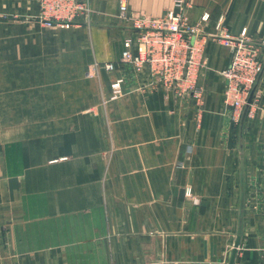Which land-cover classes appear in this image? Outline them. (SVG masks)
<instances>
[{
	"label": "crops",
	"instance_id": "0c3cea01",
	"mask_svg": "<svg viewBox=\"0 0 264 264\" xmlns=\"http://www.w3.org/2000/svg\"><path fill=\"white\" fill-rule=\"evenodd\" d=\"M122 0H90L92 22L33 23L36 0H0V264H264V0H188L185 19L260 48L252 115L232 124L210 39L201 102L137 91L119 67ZM160 17L173 0H123ZM208 16L206 23L200 18ZM114 63L88 77V66ZM125 79V96L109 101Z\"/></svg>",
	"mask_w": 264,
	"mask_h": 264
},
{
	"label": "built area",
	"instance_id": "2783aa9c",
	"mask_svg": "<svg viewBox=\"0 0 264 264\" xmlns=\"http://www.w3.org/2000/svg\"><path fill=\"white\" fill-rule=\"evenodd\" d=\"M37 19L46 27L53 25L66 28L86 19L89 0H36ZM187 0H174V9L161 17H150L139 12H130L126 3H121L118 16L130 24L134 37L126 38L119 59V67L130 70L134 77L144 79L137 91L163 90L181 101L188 98L201 102L202 92L197 87L200 69L204 65L205 43L212 39L232 53L229 65L220 73L225 82L223 101L229 110L232 124H237L243 111L252 115V104H247L250 93L262 71L260 48L246 41L243 30L238 37L231 36L220 19L215 25L216 34H204L198 24L185 20ZM208 16L200 18L206 23ZM103 69L112 74L117 69L114 63H94L88 77L96 76ZM125 79L118 77L110 84L109 101L125 96ZM252 101V100H251Z\"/></svg>",
	"mask_w": 264,
	"mask_h": 264
},
{
	"label": "rangeland",
	"instance_id": "374dc122",
	"mask_svg": "<svg viewBox=\"0 0 264 264\" xmlns=\"http://www.w3.org/2000/svg\"><path fill=\"white\" fill-rule=\"evenodd\" d=\"M188 1V0H187ZM121 3H123V0L121 1ZM120 3V4H121ZM125 3V2H124ZM37 4V3H36ZM119 4V5H120ZM89 12H88V14H87V16H86V19H83V20H81L79 23H75V24H70L68 27H66V28H61L60 26H57V25H53V26H51V27H46L43 23H41V22H39L38 21V19H37V16H35V18L33 19L34 21H33V23H35V24H37V25H39L41 28H43V30H46V31H53V32H62V31H69V30H72V29H76V28H80V27H85V26H89V25H91V22H92V9H91V6H90V0H89ZM174 9V0H173V7H172V9L171 10H173ZM186 9H187V7L185 8V12H186ZM170 11V10H169ZM165 15V14H164ZM161 17V16H160ZM117 19L119 20V22H121V23H125V24H127V25H129L130 26V24L128 23V22H125V21H123L118 15H117ZM186 20V19H185ZM187 21V20H186ZM94 64V63H93ZM93 64H91V65H89L88 66V71H87V73H86V76H88V72H89V70H90V67L93 65ZM235 125V124H234Z\"/></svg>",
	"mask_w": 264,
	"mask_h": 264
},
{
	"label": "water",
	"instance_id": "95a60500",
	"mask_svg": "<svg viewBox=\"0 0 264 264\" xmlns=\"http://www.w3.org/2000/svg\"><path fill=\"white\" fill-rule=\"evenodd\" d=\"M262 70H263V66H262ZM262 72V71H261ZM261 74V73H260ZM253 94H254V87L250 93V96H249V99H248V102L247 104L249 105L251 103V100H252V97H253ZM246 113H247V108L243 111L242 113V118H241V122L244 120L245 116H246ZM239 245V240H236L235 243H234V246H233V249L231 251V256H230V259H229V263L228 264H233L234 263V259H235V254H236V249Z\"/></svg>",
	"mask_w": 264,
	"mask_h": 264
}]
</instances>
